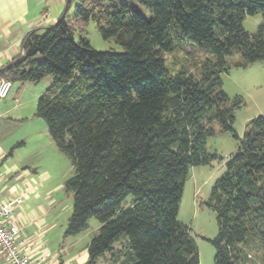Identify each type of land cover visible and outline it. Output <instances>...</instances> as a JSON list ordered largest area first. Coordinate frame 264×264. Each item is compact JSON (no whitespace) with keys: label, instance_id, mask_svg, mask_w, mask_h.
I'll return each instance as SVG.
<instances>
[{"label":"trees","instance_id":"obj_1","mask_svg":"<svg viewBox=\"0 0 264 264\" xmlns=\"http://www.w3.org/2000/svg\"><path fill=\"white\" fill-rule=\"evenodd\" d=\"M73 1L0 68L11 84L52 78L35 116L72 168L64 237L95 219L86 264H199L179 204L190 168L223 161L204 202L217 227L213 262L264 264V118L239 138L234 114L244 102L221 80L264 63V0H79L69 14ZM255 15L260 24L246 32ZM89 24L122 51L91 48ZM218 133L237 142L227 158L207 147Z\"/></svg>","mask_w":264,"mask_h":264},{"label":"rangeland","instance_id":"obj_2","mask_svg":"<svg viewBox=\"0 0 264 264\" xmlns=\"http://www.w3.org/2000/svg\"><path fill=\"white\" fill-rule=\"evenodd\" d=\"M260 22V15L247 16L242 26L246 32L252 33ZM86 38L96 51H122L112 39L103 40L93 24L86 28ZM197 55L193 53L194 57ZM51 79L47 76L38 83H12L8 97L0 101V177L15 185L14 174L28 171L27 177L37 192L30 193L26 199L21 198L12 206L13 216L25 217L29 223L26 228L28 234H34L50 252L59 253L65 260L70 259L76 264L74 257L84 252L97 234L99 224L90 219L85 231L64 237L72 210V194L65 191L64 182L71 176L72 168L66 156L51 141L45 123L35 116L37 100ZM221 80L222 89L229 98L239 96L244 102V106L234 114L233 129L240 138L250 120L259 116L264 118V63L256 62L246 68L233 67L228 74L222 75ZM207 147L209 151L227 158L235 153L237 142L230 134L218 133L209 139ZM13 167L16 171L8 175L6 170ZM223 172V161L214 162L211 166L192 167L184 183L177 220L190 228L199 264H214V249L208 240L216 236L217 227L214 214L204 206V202ZM131 202L132 198H127L122 207L127 208ZM39 207L43 209V215ZM35 214H38V219H44L42 229L32 224L37 221ZM99 262L107 264L103 259Z\"/></svg>","mask_w":264,"mask_h":264},{"label":"crops","instance_id":"obj_3","mask_svg":"<svg viewBox=\"0 0 264 264\" xmlns=\"http://www.w3.org/2000/svg\"><path fill=\"white\" fill-rule=\"evenodd\" d=\"M75 1L77 0L71 3L69 14L72 12ZM66 2L67 0H0V68L22 54L20 44L25 35L33 30L46 29L54 25L64 11ZM14 171H16V167L9 168L6 173L10 175ZM27 172L24 170L14 174L15 185H10L11 181L0 177L1 199L5 201L21 200V198H28L30 193L37 192L34 184L28 179ZM16 183L18 184L16 185ZM39 211L42 215L44 214L41 207H39ZM35 215H37V221L35 220V223L32 224L36 228L42 229L45 226L44 219H38V214ZM26 222L25 217H15L13 214L10 219V224L21 231L17 237L19 252L33 260L42 256L48 264H73L72 260H65L59 253L50 252L34 234H28L26 228L29 227V223ZM74 260L76 264H86V248L82 254L74 257ZM0 264L4 263L0 261ZM97 264L100 262L98 261Z\"/></svg>","mask_w":264,"mask_h":264},{"label":"built area","instance_id":"obj_4","mask_svg":"<svg viewBox=\"0 0 264 264\" xmlns=\"http://www.w3.org/2000/svg\"><path fill=\"white\" fill-rule=\"evenodd\" d=\"M11 87L12 84L0 75V101L8 97ZM19 202L20 199L5 201L0 197V261L4 264H48L42 256L33 260L19 252L17 237L21 231L10 224L12 206Z\"/></svg>","mask_w":264,"mask_h":264}]
</instances>
